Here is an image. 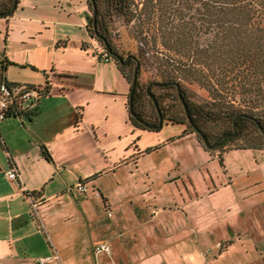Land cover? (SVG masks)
Wrapping results in <instances>:
<instances>
[{
	"label": "crops",
	"instance_id": "obj_1",
	"mask_svg": "<svg viewBox=\"0 0 264 264\" xmlns=\"http://www.w3.org/2000/svg\"><path fill=\"white\" fill-rule=\"evenodd\" d=\"M45 6L42 0H18L9 15L0 16L3 78L47 89L36 99L19 101L18 113L0 119V264H35L37 256L49 254L56 258L43 264H210L199 248L203 230L190 222L184 206L192 193L188 184L180 201L172 200L178 205L174 208L157 192L168 172L157 181L141 172L146 197L132 189L122 198L110 197V184L103 181L108 175L101 178L110 172V143L103 140L107 132L83 115L84 107L96 100V74L86 70V79H81L70 64L58 63L67 56L71 38L79 58L98 67L99 56L88 54L84 17H48ZM34 106L35 115L27 112ZM125 122L130 125L126 107ZM140 153L136 147L129 157ZM10 167L17 178L4 174ZM78 181L85 190L76 189ZM27 193L38 199L34 211ZM165 214L178 223L159 219ZM97 242H105L109 252L92 251Z\"/></svg>",
	"mask_w": 264,
	"mask_h": 264
},
{
	"label": "rangeland",
	"instance_id": "obj_2",
	"mask_svg": "<svg viewBox=\"0 0 264 264\" xmlns=\"http://www.w3.org/2000/svg\"><path fill=\"white\" fill-rule=\"evenodd\" d=\"M42 2L46 4L45 16H80L84 17L87 23L90 22L88 20V17H91L90 2L85 0ZM98 6L104 17L106 33L109 40L111 37L117 52L123 58L127 54H136L142 45L131 22L125 21L122 17L110 19V1L98 0ZM76 29L84 32L83 26H76ZM212 33H205V42L212 39ZM88 43L90 55L94 50L90 40ZM73 46L75 41L71 38L67 42V56L64 59L59 58L58 63L70 64L81 79H86V70L92 69L96 74L97 93L94 96L96 100L90 108L84 107L83 115L92 119L98 130L104 128L107 132V137L103 140L110 143V172L103 174L101 178L108 175L103 181L110 184V197L113 200L122 198L130 189L140 192V198L146 197L148 190L143 170L156 181L168 172V180L164 184L158 182L157 192L161 193L163 200H168L164 204L174 208L173 205L177 204L172 203V200L180 201V195L187 192L186 186L189 185L192 193L189 199H185L184 206L188 209L190 222L203 230L201 232L204 240L203 243H199L202 257H210V264H264V138L259 139L261 148L258 149L233 148L235 144L244 142L241 137L235 138L221 152L219 160L217 150H205L193 133L181 134L183 128L181 124L162 122L157 130L135 129L125 122L123 94L127 92L128 85L112 66L111 58L106 61L98 54L97 61L100 64L96 67L74 54ZM150 52L151 50L148 53ZM47 58L45 55L46 62ZM101 65L111 67V70L102 68ZM8 68L11 69L10 66ZM47 68L49 71L50 67ZM159 70L160 68L149 57L148 62L140 67L137 78L139 83L144 85ZM260 77L263 82L259 96L263 100L264 75ZM211 79L214 83L213 76ZM188 89L194 100L208 98L207 91L196 83L189 84ZM239 97L240 94H235L231 98L236 104L240 101ZM260 107L264 112V106ZM223 127L224 123L219 121L208 123L206 129L210 132V139L212 140L213 135ZM243 132L256 133L252 126ZM153 146L156 147L144 151L145 148ZM136 147L141 153L130 159L132 156L129 155L135 152ZM123 157L126 160L118 164L117 161ZM159 219L163 222L179 221L169 214L161 215ZM85 263L86 261L83 262Z\"/></svg>",
	"mask_w": 264,
	"mask_h": 264
},
{
	"label": "trees",
	"instance_id": "obj_3",
	"mask_svg": "<svg viewBox=\"0 0 264 264\" xmlns=\"http://www.w3.org/2000/svg\"><path fill=\"white\" fill-rule=\"evenodd\" d=\"M85 1L91 4L90 22L85 25L88 37L98 39L103 46V40L106 41L113 53L108 54V58L127 81L128 88L133 67L138 64L130 102L125 94L127 120L133 128L159 129L160 114L161 124H181V134L193 133L205 150H217L219 160L227 144L238 137L244 142L233 148H261L258 142L264 138V112L259 106H264V99L259 92L263 82L260 76L264 75V0H107L110 1V19L122 17L131 22L142 45L123 63L120 60L124 58L106 33L98 0ZM92 4L96 8L94 16ZM12 5L13 0H0V16H5L3 13L11 10ZM209 32H213L212 39L205 42L204 35ZM117 55L121 59H117ZM149 57L160 70L143 85L137 78L140 67ZM3 67L4 60H0V82L8 87L18 85L3 78ZM191 83L205 89L208 98L194 100L188 89ZM25 88L36 90L34 99L47 92L45 86L39 89L25 84ZM235 94H240L236 104L231 98ZM20 110L18 101L12 102L7 106L5 116ZM27 112L35 115V106ZM217 121L224 123V127L211 140L206 127ZM193 125L205 135L207 143H203ZM249 126L255 129V134L243 132ZM211 143L213 145L209 146ZM43 153L48 156L44 149Z\"/></svg>",
	"mask_w": 264,
	"mask_h": 264
},
{
	"label": "built area",
	"instance_id": "obj_4",
	"mask_svg": "<svg viewBox=\"0 0 264 264\" xmlns=\"http://www.w3.org/2000/svg\"><path fill=\"white\" fill-rule=\"evenodd\" d=\"M91 47L94 50V53L99 54L104 60H108V52L104 48L103 44L96 39L90 38ZM36 95V90L34 88H25V85H13L6 86L3 82H0V119L5 116V110L7 106L15 101H22L27 99H32ZM4 174L7 178H17L18 174L13 167L8 168ZM76 189L85 190V183L82 181H78L74 184ZM30 200V208L34 211L36 204L38 203V199H33L32 195L27 193ZM92 251L99 252L105 251L109 252V246L105 242H97L92 245ZM56 258V255H41L37 256L34 260L35 264H43L47 263Z\"/></svg>",
	"mask_w": 264,
	"mask_h": 264
},
{
	"label": "water",
	"instance_id": "obj_5",
	"mask_svg": "<svg viewBox=\"0 0 264 264\" xmlns=\"http://www.w3.org/2000/svg\"><path fill=\"white\" fill-rule=\"evenodd\" d=\"M15 4H16V1L13 0V5H12L11 10L4 12L3 15H6L8 12H11L12 9L14 8ZM95 11H96L95 5L92 4V16L95 15ZM91 21H92V24H94V17H92V20H91ZM103 43H104V46H105L106 51L110 54L111 52H110V49H109L108 46H107L106 41L103 40ZM111 55H113V53H111ZM130 55H131V54H127V55L124 57V59H121V56H119V55H117L116 57H117V59H121L120 62L123 63L124 60H125V58H128ZM137 67H138V64L136 63V64L134 65V67H133L132 77H131V81H130V87L128 88V91H127V98H128V101H129V102H130L131 91H132V88L134 87L135 80H136ZM177 94H178V97H179V99H180V101H181V103H182V106H183L184 110H186V106H185L184 100H183V98L180 96V91H179L178 88H177ZM129 104H130V103H128V105H129ZM156 109H157V108H156ZM157 111H158V110H157ZM185 113H186V116L188 117V114H187L186 111H185ZM158 118H159V122H158L157 126H160V125H161V115H160V114H158ZM188 119H189V118H188ZM253 119L256 121L257 125H259L258 122H257V120H256L255 118H253ZM193 127H194V129L196 130V132L199 133V135H200V137H201L203 143H207L205 135H204L200 130H198L194 125H193ZM258 127H260V126H258ZM212 145H213V143L209 144V146H212Z\"/></svg>",
	"mask_w": 264,
	"mask_h": 264
}]
</instances>
